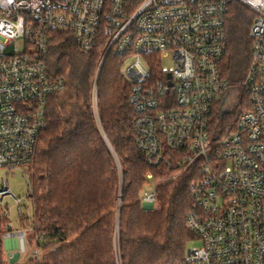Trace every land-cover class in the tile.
Instances as JSON below:
<instances>
[{
	"label": "built area",
	"instance_id": "built-area-1",
	"mask_svg": "<svg viewBox=\"0 0 264 264\" xmlns=\"http://www.w3.org/2000/svg\"><path fill=\"white\" fill-rule=\"evenodd\" d=\"M232 2L254 15L250 61L235 86L222 71ZM55 32L86 54L107 37L92 83L96 114L106 57L124 60L138 147L152 167L170 170L147 175L142 206L158 204L165 181L194 172L187 227L200 245L175 264H264V0H0V204L14 198L20 215L8 176L29 167L47 100L66 89L45 62ZM31 230L10 226L4 239L15 238L21 254Z\"/></svg>",
	"mask_w": 264,
	"mask_h": 264
},
{
	"label": "trees",
	"instance_id": "trees-1",
	"mask_svg": "<svg viewBox=\"0 0 264 264\" xmlns=\"http://www.w3.org/2000/svg\"><path fill=\"white\" fill-rule=\"evenodd\" d=\"M253 16L231 3L222 71L234 86L244 79L250 61ZM108 43L102 36L86 54L71 34H53L47 71L62 78L66 89L47 100L46 128L31 161L34 241L44 254L27 264H117V245L122 264H175L185 259L194 238L187 227L195 203L194 172L161 184L158 208L142 206L147 175L167 177L170 170L166 164L152 167L138 147L124 60L113 52L101 69L99 113L93 111V78ZM10 223L0 204V264H10L4 248Z\"/></svg>",
	"mask_w": 264,
	"mask_h": 264
},
{
	"label": "rangeland",
	"instance_id": "rangeland-1",
	"mask_svg": "<svg viewBox=\"0 0 264 264\" xmlns=\"http://www.w3.org/2000/svg\"><path fill=\"white\" fill-rule=\"evenodd\" d=\"M100 63H101V60H100ZM163 66H166L168 68L172 67L173 66L172 60L170 59V60L164 61ZM99 80H100V76H99ZM238 91H239V89H238ZM237 93L238 92L235 90L232 91V93L230 94L231 97L229 99L233 100V98L235 96H237L236 95ZM228 103H230V101H228ZM98 107H99V100H98ZM234 110H235L234 112H238L240 110L239 106L234 107ZM98 111H99V108H98ZM3 174H4V172L0 171V178H1V176H3ZM33 175H34V171L32 169V162H31L29 164V167L25 171L17 170L15 172L10 173V175L8 176L11 191L13 192V194L16 197L21 199L22 211L24 214L22 216L20 215L19 210H18L19 205L15 202L14 198L8 197L5 199L3 207L5 208V210L7 211V214L10 217V220H11L10 226L12 227V229L14 231L22 230L24 228L31 230L32 226L33 227L37 226L36 223L33 225V222H35V220L34 221L32 220V218H34V205H33V200L31 199V197L33 196L34 191H35L34 184L32 181ZM165 182H167V181H165ZM31 189H32V193H31ZM156 208H158V204L154 208H152V210H154ZM23 216L28 217L29 220L21 221V217H23ZM34 230H35V227L33 230L29 231V234H28L29 244L26 245V251L24 253H21V254L19 253L20 259H18V263H26L27 264L29 262V260H38L39 261L43 257L44 253L37 246L36 241H34V236H35V240H36V233L34 232ZM6 231H5V233H6ZM199 245H200V243L198 241L189 242V244L187 245V250L193 246H199ZM37 250H38L37 256H39V257H33V256H36L35 252ZM118 256H119V258H118ZM8 261L10 262L9 258H8ZM116 262H117V264H122V259L120 256V251H119L118 245H117V249H116Z\"/></svg>",
	"mask_w": 264,
	"mask_h": 264
},
{
	"label": "crops",
	"instance_id": "crops-1",
	"mask_svg": "<svg viewBox=\"0 0 264 264\" xmlns=\"http://www.w3.org/2000/svg\"><path fill=\"white\" fill-rule=\"evenodd\" d=\"M4 248L7 258L10 260L15 259V256H20L18 255L17 240L15 238L4 239Z\"/></svg>",
	"mask_w": 264,
	"mask_h": 264
},
{
	"label": "water",
	"instance_id": "water-1",
	"mask_svg": "<svg viewBox=\"0 0 264 264\" xmlns=\"http://www.w3.org/2000/svg\"><path fill=\"white\" fill-rule=\"evenodd\" d=\"M170 77V76H169ZM18 255H19V253H18ZM20 256H15V259H11L10 260V264H16V263H18V258H19Z\"/></svg>",
	"mask_w": 264,
	"mask_h": 264
}]
</instances>
